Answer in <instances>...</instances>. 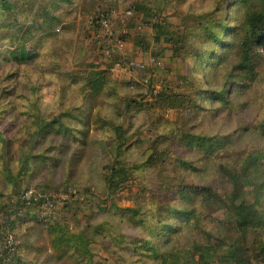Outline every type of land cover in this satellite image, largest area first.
<instances>
[{
	"label": "rangeland",
	"instance_id": "1",
	"mask_svg": "<svg viewBox=\"0 0 264 264\" xmlns=\"http://www.w3.org/2000/svg\"><path fill=\"white\" fill-rule=\"evenodd\" d=\"M232 1L8 0L10 8L0 11V133L10 139L7 147L0 140V264L19 254L59 264L46 227L89 233L104 224L113 228L106 241L91 235L88 249L95 264H117L111 253L116 234L135 242L142 232L114 212L139 206L149 225L179 227L163 244V250L180 254L179 264L198 263L192 245L206 237L223 253L229 244L248 246L258 237L264 245V232L244 240L234 230L226 205L231 175L249 154L261 155L258 167L249 175L240 170L235 189L252 201L254 186L264 181V137L258 131L264 122V43L255 48L252 81L232 72L237 41L226 30L246 8L238 14L229 8ZM263 4L252 0L254 6ZM100 14L107 27L98 22ZM155 14L162 29L150 25ZM207 29L231 45L215 47ZM21 43H30L33 58L17 62L12 52ZM217 54L218 60L210 58ZM201 60L207 61L204 66ZM99 70L108 72L111 83L97 101H89L91 114L123 125L129 142L121 159L135 166L116 192L104 185L116 156L110 127L91 124L88 149L75 167L74 147L67 141L65 151L60 136L30 141L40 118L50 120L65 110L76 115L86 103V77ZM67 125L79 127L71 119ZM35 154L40 157L30 162L29 172L15 179L23 159ZM9 163L15 175L10 181ZM193 188L205 194L196 195ZM180 189L191 195L188 200ZM23 194L36 201H23ZM43 197L56 204L48 206L39 200ZM257 206L264 214V192ZM184 209L191 211L187 218ZM256 258L251 264H261ZM211 264L225 263L216 256Z\"/></svg>",
	"mask_w": 264,
	"mask_h": 264
},
{
	"label": "trees",
	"instance_id": "2",
	"mask_svg": "<svg viewBox=\"0 0 264 264\" xmlns=\"http://www.w3.org/2000/svg\"><path fill=\"white\" fill-rule=\"evenodd\" d=\"M239 4V5H237ZM237 5V6H236ZM246 7L241 15V19L238 22L229 21L227 28V33L234 40L236 38V48L235 53L236 62L232 66L233 73H240L244 79L247 78L250 81L254 79V56L255 48L264 43V4L260 6L252 5V0H233L229 3V8L233 11L241 13L240 7ZM10 8V3L8 0H0V11H5ZM235 26H233V25ZM158 26H162L159 24ZM224 31L226 28L222 25ZM208 37L211 38L215 43V47L222 46L223 48L229 47L231 44H225L221 38H218L217 34L211 29L206 30ZM208 37L206 39L208 40ZM231 38V39H232ZM210 41V40H209ZM30 43H21L15 45L13 53V58L17 62L28 61L33 58V54L30 49ZM211 59L218 60V54L212 55ZM209 59L208 61H210ZM206 60H201L200 64L204 66ZM108 72L105 70L90 71L86 77V98L85 104L78 110H76V115L73 116L71 111L65 110L61 112L58 116H54L50 120H45L40 118L37 122L36 132L32 136V144L39 143L41 139L45 138L47 135L60 136L62 141L59 146L64 147L67 151V141L70 144V148L74 147L70 155V165L75 167L74 164L78 157H83L88 149L89 141L91 140L90 128L91 124L94 126L99 125V128L106 126L110 127L114 132L113 142L115 144L116 156L113 158L112 163L108 166V170L104 175V185L107 189L116 192L130 177L135 166H128L124 159L121 157L125 154L128 147L129 137L126 135L127 131L121 124L114 122L107 123L104 118L99 115L92 116L91 114V104L93 101H97L101 94L106 93V90L110 87V79L108 78ZM235 90V87H232ZM3 95L6 94V90L3 88ZM1 94V95H2ZM159 93L158 95H160ZM213 94V93H211ZM211 94H208V97ZM216 100L224 101V97L220 92H214L213 94ZM92 101V102H89ZM70 119L75 121L76 126H68L67 121ZM258 131L264 137V122L258 124ZM192 140V136H189ZM0 140L4 147H7L10 143V139L4 140L2 134L0 133ZM200 143L202 139L199 138ZM204 145L203 143L201 146ZM40 154H35L32 156H27L23 159L22 166L18 175H26L30 169V162L36 161ZM260 154H249L244 160L238 171L231 175V181L233 185V190L227 196L226 205L228 210L232 213V227L235 231H238L241 235L243 234L244 240H247L250 233L259 234L264 232V214L262 210L257 206L261 195L264 192V181L258 183L255 187L254 193H252V201L248 200L246 197L241 196L238 190L235 189V180L238 178L239 171L241 170V175H249L251 169L256 170L258 167ZM41 160V159H40ZM71 171V170H70ZM7 177L14 179V173L10 167V163L7 164L5 170ZM193 192L196 195H204L205 191L201 188H193ZM181 193L186 200L189 199V195L184 193V190L180 189ZM115 215L121 218V221L125 219L132 224L133 229H141V238L139 241H129L126 234L118 233L114 238L115 248L114 252H111L114 258L117 260V264H133V263H152V264H179L180 254L172 250H163V244L167 242V234L170 232H175L179 227L173 224H153L149 225L142 218V211L140 206L137 208H123L114 212ZM191 211L184 209L182 211L183 215L187 218L190 216ZM181 217V216H179ZM198 222L193 223L195 227ZM147 225V226H145ZM162 225V226H161ZM161 226V227H160ZM148 228V229H147ZM113 229L108 224L99 225L94 228H90L88 231L75 232L69 231L62 226H49L46 227L45 233L49 238V246L54 256V260L59 264H95L91 253L88 249V243L90 242V236L94 238H103L106 241V237L109 231ZM145 230V231H144ZM118 230L114 229L112 233H116ZM165 231V232H164ZM210 237V234L207 235ZM261 237L256 238L248 246L240 245L235 243L229 244L226 252H220L222 249L219 246L213 245L211 243V238L206 237L204 241L195 243L192 245L193 251L198 254L199 264H211L213 259L217 256L219 260L223 263H237V264H251V260L254 256H257L256 260L261 264H264V245L262 244ZM247 244V243H246ZM108 251V248H106ZM181 257V256H180ZM146 258L148 260H146ZM135 259L136 262L127 263L126 260ZM121 261H123L121 263ZM37 257H30L25 259L22 254L16 255L7 264H39ZM196 263V264H198Z\"/></svg>",
	"mask_w": 264,
	"mask_h": 264
},
{
	"label": "built area",
	"instance_id": "3",
	"mask_svg": "<svg viewBox=\"0 0 264 264\" xmlns=\"http://www.w3.org/2000/svg\"><path fill=\"white\" fill-rule=\"evenodd\" d=\"M127 16H129V15H131V11L130 10H128V11H126V13H125ZM99 21V23L101 24V25H103V26H105V27H107L108 26V23H107V21H106V18H105V16H104V14H100V16L97 18ZM161 25V24H163V22H162V19L161 18H159L158 16H156V14L155 15H153L151 18H150V25L152 26V25ZM141 28V26H138L137 27V29H140ZM128 66H131V67H134V63L132 62V61H130V62H128V64H127ZM156 93V92H155ZM24 195V194H23ZM23 201H26V202H28V201H31V200H34V199H31L30 198V196L29 195H24V196H22V198H21ZM40 201L42 200V202H44V203H47L48 204V206H53L54 204H56V202L55 203H52V202H50L49 200H48V198H42V199H39ZM34 201H36V200H34Z\"/></svg>",
	"mask_w": 264,
	"mask_h": 264
}]
</instances>
